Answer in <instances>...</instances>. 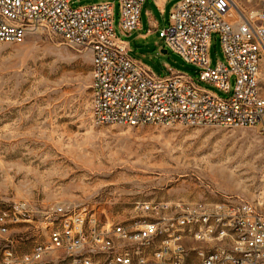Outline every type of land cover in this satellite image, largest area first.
<instances>
[{
	"label": "built area",
	"instance_id": "built-area-1",
	"mask_svg": "<svg viewBox=\"0 0 264 264\" xmlns=\"http://www.w3.org/2000/svg\"><path fill=\"white\" fill-rule=\"evenodd\" d=\"M73 0H0V43L21 44L47 31L91 53V116L101 125L221 126L256 128L264 137V25L258 13L232 14L233 0H180L166 29L167 49L198 70L199 87L187 74L167 67L156 76L129 56L114 28V4L71 8ZM143 0H119L123 34L139 27ZM235 11V10H234ZM224 62L211 65V35ZM234 80L231 89L230 82ZM263 197L254 205L137 203L142 219L113 222L86 208L48 206L35 211L27 201L0 208V235L35 222L38 239L20 253L9 241L0 264H264ZM22 240V239H21ZM28 240V239H26ZM193 242L194 246H188Z\"/></svg>",
	"mask_w": 264,
	"mask_h": 264
},
{
	"label": "rangeland",
	"instance_id": "rangeland-1",
	"mask_svg": "<svg viewBox=\"0 0 264 264\" xmlns=\"http://www.w3.org/2000/svg\"><path fill=\"white\" fill-rule=\"evenodd\" d=\"M105 1L114 3V28L129 43L132 59L156 76L168 75L170 67L198 80V70L158 36L168 26V9L161 14L146 7L157 29L147 34L143 12L141 29L126 36L118 26L119 0H73L70 7ZM232 8L229 17L258 13L256 23L264 25V0H233ZM209 58L212 66L224 62L216 34L211 35ZM90 85L89 49L43 30L18 45L0 43V208L20 200L35 211L54 205L86 208L118 223L149 214L136 209L137 203L256 206L262 200L264 137L258 129L97 124ZM39 228L35 222L0 235V253L11 240L20 253L28 251ZM188 261L197 263L192 252Z\"/></svg>",
	"mask_w": 264,
	"mask_h": 264
},
{
	"label": "crops",
	"instance_id": "crops-1",
	"mask_svg": "<svg viewBox=\"0 0 264 264\" xmlns=\"http://www.w3.org/2000/svg\"><path fill=\"white\" fill-rule=\"evenodd\" d=\"M178 1H180V0H143L142 7H141V12H140L139 27L136 30L141 29V27H142V25H141V16H142L143 12L148 17V23H149V26H150V28L147 31V34L151 33L152 31H155L157 29V24L155 23V19L150 15L149 11L145 10L146 7L147 8H153V9L157 10L161 14L165 13V10L168 9V14H169V17H170V13H171L172 9L174 8V6L177 4ZM168 24H169V22H168ZM136 30L130 32L129 34L134 33ZM129 34H125V35L128 36ZM147 34H145L144 36H146ZM125 42L127 43L128 48H129V43L127 41H125ZM164 51L165 50H161V53L165 54L166 52H164ZM133 60H135V59H133ZM135 61H137V60H135ZM137 62L144 64L141 61H137Z\"/></svg>",
	"mask_w": 264,
	"mask_h": 264
},
{
	"label": "water",
	"instance_id": "water-1",
	"mask_svg": "<svg viewBox=\"0 0 264 264\" xmlns=\"http://www.w3.org/2000/svg\"><path fill=\"white\" fill-rule=\"evenodd\" d=\"M164 52H166V51H164Z\"/></svg>",
	"mask_w": 264,
	"mask_h": 264
}]
</instances>
